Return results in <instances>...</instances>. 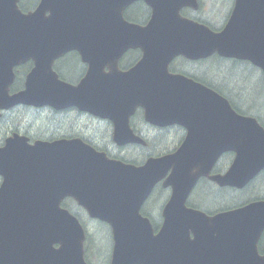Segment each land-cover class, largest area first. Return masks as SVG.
<instances>
[{"label":"water","instance_id":"obj_1","mask_svg":"<svg viewBox=\"0 0 264 264\" xmlns=\"http://www.w3.org/2000/svg\"><path fill=\"white\" fill-rule=\"evenodd\" d=\"M20 1L0 0V108L77 107L112 121L114 142L124 146L145 144L130 127L142 105L149 123L180 125L187 136L177 152L142 166L110 159L79 139L30 144L17 134L8 138L0 147V264H87L85 230L62 206L66 198L110 225L111 264H264L257 252L264 201L214 216L187 206L203 177L243 189L264 169V128L214 91L168 70L176 56L217 52L246 58L264 71V0H238L257 25L228 26L222 34L206 28L202 46L191 37L171 46L166 29L156 35L154 27L131 29L122 17L123 0H41L28 13ZM138 47L142 60L121 73L118 59ZM70 51L89 64L78 86L53 71L55 60ZM30 59L35 66L25 89L9 96L13 68ZM226 152L235 153L231 167L211 176ZM163 180L172 193L155 233L141 208Z\"/></svg>","mask_w":264,"mask_h":264},{"label":"flooded vegetation","instance_id":"obj_2","mask_svg":"<svg viewBox=\"0 0 264 264\" xmlns=\"http://www.w3.org/2000/svg\"><path fill=\"white\" fill-rule=\"evenodd\" d=\"M196 2L198 4L197 9L189 6L182 7L179 11L180 17L201 25H208L216 32H221L226 27L237 6V0H196ZM124 18L129 25L145 27L152 19V9L143 1H135L126 8ZM135 52H138V56L141 55L139 50H135ZM132 53H134V51L131 49L122 59H118V70L120 72L127 73L131 71L142 60L134 59L131 55ZM213 60L221 61V59ZM206 61L207 60L205 59L195 61L187 59L183 56H178L170 63L169 70L171 73L183 74L188 78H192L193 80L213 89L215 87L224 88L221 84V70L217 71V68H214L213 71H207ZM227 61L234 67H243L244 70L240 72V77L242 79H259L260 82L264 83L263 71L255 67L250 62L239 60ZM57 62L60 67V77L66 81H68L67 79L71 77L74 78L75 81H68L73 84L79 83L81 78H83L87 72V65L83 63L82 59H59ZM28 72V65L17 69V75L21 76V78H24ZM104 72L108 74L111 72V69L105 66ZM62 73L69 78H65ZM207 77L216 84L213 85L207 83ZM13 86L14 85H12L9 89L10 93L15 91ZM23 88L24 86H21L19 90H22ZM225 89H227V87H225L224 90ZM263 106L264 105H260L259 108H263ZM20 107L23 108V112H27L28 114L32 111L34 113V120L37 121L39 119V122L42 124L39 128H37V130L34 128H28L25 124L27 119L25 116H18L15 123L13 110L10 109V111L5 113V117L0 122V147L4 146L5 141L7 140L5 138L7 136L18 132L27 135L29 142L32 144L37 141L52 142L55 140L81 139L99 151H104L107 154L118 157L125 162L137 165L143 164L149 157L157 156V152L152 151V147H150V145H153V148L158 147L159 131L157 129L159 127L156 128L146 122L144 119L145 112L142 108H140L136 114L131 116L130 124L134 132L139 136H142L146 143L144 145L136 144L138 146H133L131 144L124 147L114 146L116 152H112L108 146L105 145V143L109 142L110 135H113V124L108 120H102L76 108H65L59 110L50 106L42 108H30V106ZM2 116H4V114ZM258 116L260 119L264 120L262 115L258 114ZM177 128H179V131H175L176 136H179V141H182L186 131L178 126H174L171 129ZM224 157L225 156H223L220 159V162H218L213 168L212 174L222 173L227 170L231 159H224L226 163H222V159ZM159 188H162L161 184L159 185ZM227 188L228 187H219L218 192L215 193L213 197H217L220 193H222L220 190H226ZM230 191L239 193L236 188H230ZM235 199H237L236 194ZM256 200H264V197L254 196L249 200V202ZM257 246L258 254L260 256H264V230L259 238Z\"/></svg>","mask_w":264,"mask_h":264},{"label":"rangeland","instance_id":"obj_3","mask_svg":"<svg viewBox=\"0 0 264 264\" xmlns=\"http://www.w3.org/2000/svg\"><path fill=\"white\" fill-rule=\"evenodd\" d=\"M240 74L238 72H231L228 74V77L232 79L233 84L237 89L233 91L234 93H244L247 96H244L249 101H252L251 108H249L251 111H255L253 108L255 107L254 104L256 105H264V99L263 95H252L251 91L244 90L242 88V82L240 81ZM225 85V83H222ZM239 99V98H238ZM240 100V99H239ZM258 113H264V109H258ZM18 116L14 117V122L16 123V119ZM32 123L29 119L26 120L25 124ZM34 123V122H33ZM42 123L37 124V128L41 126ZM44 127V125H43ZM175 136L176 133L172 132L168 134L167 138L163 140V142H166L170 148L172 149L173 143H175ZM108 143V142H107ZM203 188L200 187L197 189L192 196L193 198V203H201L202 205H207V207H218V206H225L227 204H231L233 200L235 199V194H224V195H219V197L215 198L212 200L213 206L210 204V201H203L200 200L202 198V192ZM227 195V196H226ZM242 197H250L249 193H244ZM166 198V195L164 193L158 194L155 199L151 202L150 208L147 209L152 217L154 219H158L159 217V212H160V206L163 203L164 199ZM71 206L73 205L72 203H69ZM82 222L86 228L87 235L89 238L87 239V257L88 260L90 259L93 264H109L110 263V255L112 251V245H111V239H110V230L107 229L106 227H101L100 223H97L96 221H93L87 217V215H84ZM90 251V253H89ZM109 261V263H108Z\"/></svg>","mask_w":264,"mask_h":264},{"label":"trees","instance_id":"obj_4","mask_svg":"<svg viewBox=\"0 0 264 264\" xmlns=\"http://www.w3.org/2000/svg\"><path fill=\"white\" fill-rule=\"evenodd\" d=\"M39 2V0H24L20 7L22 9L23 12H27L29 10H32V8L36 7L37 3ZM74 57L73 58H70V59H79L77 55H73ZM137 59V57L135 58ZM62 75L65 77V78H69L67 77L64 73H62ZM68 81H73V78H69L67 79ZM214 89L218 90V91H221L222 93H224V95H226L227 97L230 98V100L232 101L233 103V97L229 96L228 94H226L221 88L219 87H215ZM249 95V94H248ZM240 98V96H239ZM243 104V102H241ZM234 104V103H233ZM245 105V104H243ZM236 106V105H235ZM246 106V105H245ZM237 107V106H236ZM240 111H243L242 109H240L239 107H237ZM255 111H243L245 113H247V115H251V116H254L258 119V121L264 126V120L260 119V117L258 116V109H261L259 107H254L253 108ZM263 119H264V116H262ZM16 127V126H14ZM160 137L162 135H159ZM90 142V141H89ZM151 150L154 151V152H161V150H165V148H153V145H150ZM167 148L170 149V146H167ZM162 153L158 154V155H161ZM164 154V153H163ZM203 191H204V194H202V200L203 201H209L210 197L216 193V190H215V187L213 185H211L209 182H204L203 183ZM220 191H226V190H220ZM248 193L250 195H254L256 194L257 197H264V177L260 178L259 180L253 182L251 184V186L248 188ZM227 196V195H226ZM241 197L242 199L234 202V203H231V204H227L226 207H231L233 204H239L241 201L244 200L245 202V197H242L241 195H238V198ZM253 198V197H252ZM251 199V198H250ZM192 206L198 208V209H203L204 211L208 212V213H211L212 211H210L208 209V207H206L207 205H202L201 203H191ZM240 205V204H239ZM220 207L222 206H218V207H215V209H219ZM71 210V212L76 215L81 221L84 217V215L86 214L85 211L80 208L76 203H74L72 206L70 205L69 207H67ZM225 209H229V208H225ZM216 212V211H215ZM145 215L149 216L151 218V220L153 221L155 227H157L158 225V221H156L153 217L150 216L149 213H145ZM101 227H107L105 224H101ZM89 238V237H88ZM110 239H111V236H110ZM90 253V251H89ZM87 261L89 264H93L91 262V260L89 259L88 260V257H87Z\"/></svg>","mask_w":264,"mask_h":264}]
</instances>
